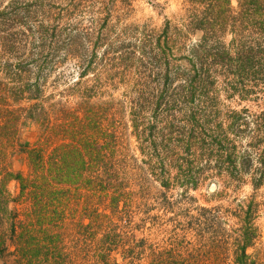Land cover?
<instances>
[{"label":"trees","instance_id":"trees-1","mask_svg":"<svg viewBox=\"0 0 264 264\" xmlns=\"http://www.w3.org/2000/svg\"><path fill=\"white\" fill-rule=\"evenodd\" d=\"M28 1L0 0L2 264H9L5 256L14 264H264L257 223L264 215V110L222 115L210 97L233 68H241L240 79L262 75L264 0H184L188 8L175 24L165 20L158 32L137 27L136 43L115 46L120 37L101 30L105 14L83 35L89 51L71 25L59 28ZM70 1L66 17L75 9ZM100 46L103 59L118 53L122 69L99 72ZM68 58L78 77L55 101L45 85L56 61ZM132 67L136 98L125 122L110 91ZM226 88L249 93L236 83ZM25 121L40 131L27 148L18 140ZM128 127L141 167L126 152ZM17 148L25 172L11 170ZM205 183L215 185V201L232 200L195 205L187 190ZM153 184L156 196L148 193ZM246 187L249 194L237 196ZM154 210L166 218L151 216Z\"/></svg>","mask_w":264,"mask_h":264},{"label":"rangeland","instance_id":"rangeland-1","mask_svg":"<svg viewBox=\"0 0 264 264\" xmlns=\"http://www.w3.org/2000/svg\"><path fill=\"white\" fill-rule=\"evenodd\" d=\"M29 3H32L31 9L35 12L40 10L42 13L46 14V16H52V20L55 19V22L59 25V28H64L66 25H71L73 28V35H79V38L83 39V35L85 33H91L101 24V21L98 22V19H101L105 14H108L107 17V25L106 28H102L103 33L109 31L110 39L113 40L115 37H120V41L114 44L120 45L127 43H136V39L138 40V35L135 33L137 27L146 26L148 30H154L158 32L162 29L165 20H170L173 24H175L179 18H181L185 14V10L188 8V5L184 0H72L74 5V11L70 14V16L66 17V13L69 10L71 11L70 0H29ZM105 8V9H104ZM106 11V13H104ZM59 13H61L59 15ZM62 15L64 18H61ZM125 27H131L130 31L125 32L123 34V29ZM141 29H137L140 31ZM128 33V36L125 35ZM122 34L124 36H122ZM97 36V34L95 35ZM196 37H192V41H195ZM230 35L225 37V42L228 43L230 41ZM82 49H93L92 46L86 43L83 39ZM105 47L100 46L96 50V58L95 64H97L99 72L102 71L103 67H108L112 69L110 70L112 73L116 72L119 69H122V64L120 68H118L120 61L116 60L117 54L107 56L106 59H103V51ZM130 51V48L128 49ZM184 55V53L175 54L176 59L180 56ZM174 57V58H175ZM57 68L48 78L45 85V96L53 94L55 95V101L60 99V95H65L66 91L69 90L71 84L77 80L78 71L76 70V60L68 58L65 60H57L56 61ZM136 66V62H132L131 66ZM132 67L131 73L127 74L126 77H119L115 80L116 85L114 86V90L110 91L113 94V98L116 102L122 105V111L124 121L129 120V109L127 108L129 105V101L136 98V94L132 91L134 79H136L137 73L139 72L136 68ZM239 67V66H238ZM236 68L232 71H226L221 76H219L217 84L214 88V93H211L210 97L215 99L217 106L215 110L221 113L222 115H226L228 111H239L243 108L250 110L251 112H261L264 110V71L261 72L262 75H254L247 80L238 78V74H240L239 69ZM237 75V76H236ZM90 79V78H89ZM228 83H236V85L240 88L243 87L245 90H249V93H235L232 94L226 88V84ZM63 93V94H62ZM68 95V93H67ZM68 98V97H67ZM66 98V99H67ZM65 99V98H64ZM70 101L71 98H68ZM212 102V101H210ZM211 105V103H210ZM220 115L219 117H223ZM129 125V124H128ZM39 127L31 122L25 121L20 127L19 132V143L27 148L34 144V142L39 137ZM125 145L126 152L132 160H134V165L139 167L143 166L141 161L143 159L139 149L138 143L136 139L132 135V129L128 127L125 130ZM24 150V149H23ZM23 150H16L15 154L11 159V170L14 172H25L26 171V155L23 153ZM135 167V166H134ZM149 181V180H147ZM139 183V182H138ZM151 185V184H150ZM15 183L10 182L8 184V190L11 193L15 191ZM183 188L173 189L168 196L173 199L178 198ZM133 190H138V187H135ZM215 190V185H208L207 183L201 184L196 190H187L189 197H192L196 201L195 205L198 206H213L217 204H222L223 206H227V201H231L230 199L215 201L212 197V193ZM160 191V187L157 184H153L152 189H148V193L151 195H158L157 193ZM249 188L246 187L242 189L241 193L237 196L243 197L244 195L249 194ZM263 192V191H261ZM151 203V202H150ZM150 209L153 207L149 204ZM137 211V210H136ZM151 216L158 215L162 218H166L163 215L162 211H156L150 213ZM169 215V214H168ZM141 215H135L134 222L138 223V219ZM258 225L261 231V242H264V215H262L258 220ZM121 226L123 224H120ZM118 227L121 229L122 227ZM150 224L147 223V227ZM150 229L144 230V235H149ZM138 237L141 236L140 233L137 234ZM151 238H154L152 235ZM161 237H158L159 239ZM7 263L14 264L12 258H8L5 256ZM3 261H0L2 264Z\"/></svg>","mask_w":264,"mask_h":264}]
</instances>
